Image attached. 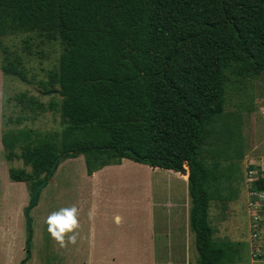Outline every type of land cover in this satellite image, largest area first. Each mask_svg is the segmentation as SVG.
Instances as JSON below:
<instances>
[{"label": "trees", "instance_id": "16d2710c", "mask_svg": "<svg viewBox=\"0 0 264 264\" xmlns=\"http://www.w3.org/2000/svg\"><path fill=\"white\" fill-rule=\"evenodd\" d=\"M5 17L13 29H57L66 45L58 70L41 82L62 98L66 127L36 139L2 136L7 161L20 144L30 167L11 168V180L32 193L79 156L89 175L123 159L181 173L187 167L197 263L235 264L240 246L215 239L210 208L234 200L242 180V157L232 158L240 151L226 118L228 88L230 76L264 75V0H0V27ZM21 64L8 60L1 70L26 81ZM251 186L263 194L264 174ZM31 241L20 264L32 257Z\"/></svg>", "mask_w": 264, "mask_h": 264}, {"label": "rangeland", "instance_id": "374dc122", "mask_svg": "<svg viewBox=\"0 0 264 264\" xmlns=\"http://www.w3.org/2000/svg\"><path fill=\"white\" fill-rule=\"evenodd\" d=\"M4 21L3 26L0 27V43L2 44V48H0V207L5 206V208H0V229L3 228V218L9 217V220L5 219L8 225L7 238L12 240L13 233L17 231L19 239L15 243L14 256L16 260H11V255L8 253L14 250L4 248L3 253L8 256H0V264H20L18 257L22 255L23 259L25 258V252L22 250L25 249L28 237L31 235L32 261L28 263L40 264L41 261H54L53 250L50 248L52 241L49 237V230L37 220L41 214L47 221L49 201H51L50 192L46 193L47 199L44 200L45 191H41L37 206L30 213L32 229L30 234L26 210L32 200L31 192L24 183L12 182L9 178L11 168L25 169L30 172V167H26L20 158V144L16 147L17 157H14L11 162L7 161V153L2 145V136L5 134L8 136L31 134L33 139H36L63 132L67 123L60 110L62 98L56 92L45 91L41 82L47 80L50 71L58 70L61 56L66 51V45L61 40L57 29L50 33L18 30L7 26L6 23L9 21L7 17L4 18ZM4 48L8 49V53H4ZM16 58L22 60L20 67L26 75V81L16 76L7 75L1 70L8 60ZM230 80L226 118L231 120L232 124L229 130L236 139L234 145L240 151L239 155H235L237 154L235 151L232 158L236 161L238 156L242 157L239 162L242 180L239 182L238 194L234 200L211 203L210 223L215 231L216 240H229L239 244V264H264V253L259 258H256L252 253L255 248L252 240V226L255 223L261 225V237L264 243V204H262L264 195L250 192L252 186L251 181H248L250 177L247 170L249 165H254L258 167L257 171L252 170L255 175L257 173L260 176L264 174V75L246 80L230 76ZM29 98H34L37 104H32ZM40 104L45 109H41ZM226 152L229 155L233 153L229 150ZM66 169L72 170L69 167ZM65 173L67 175L65 177L71 178V172L66 171L62 172L61 177ZM55 183H57L56 179ZM160 187L162 193L159 196L161 198L164 195V208L159 209V221L160 223L165 222V227L160 224L158 227L167 229V244L169 247L173 245L178 259L185 260V256L191 248V264H197L198 253L194 237L185 235L183 223L180 220L176 222L178 219L174 215L176 210L174 206H178V203L182 204L184 199L183 184L172 179L164 183L161 181ZM252 193L255 194L252 195ZM256 197L258 201H263H257L256 205ZM22 207L24 214L21 212ZM180 210L182 213L183 208ZM255 218L259 221L254 223ZM179 224L182 226L180 229ZM10 231L12 233H8ZM6 234L3 237L0 236V246L7 241ZM164 239L165 236H159L158 243L163 244ZM7 246L11 247L12 245Z\"/></svg>", "mask_w": 264, "mask_h": 264}, {"label": "crops", "instance_id": "0c3cea01", "mask_svg": "<svg viewBox=\"0 0 264 264\" xmlns=\"http://www.w3.org/2000/svg\"><path fill=\"white\" fill-rule=\"evenodd\" d=\"M64 171L71 172V178L65 177L66 173L61 177ZM188 173V168L181 173L123 159L119 165H109L89 175L84 156L63 161L52 177L54 180L43 189L44 200L50 192L51 201L47 221L41 214L37 220L49 230L54 261L40 264H191V248L185 260L178 259L173 245L167 244V229L158 227V224L165 227V222L159 221V209L164 208V195L159 196L160 184L173 179L183 184L184 197L182 204L174 206L176 222L183 223L185 235L194 237L190 229ZM180 208H183L182 213ZM21 212L25 213L23 207ZM57 218H71V223L68 227L54 224ZM5 219L9 217L3 218L2 237L8 231ZM181 227L179 224V229ZM13 234L12 240L6 234L7 241L0 246V256H8L4 255V248L14 250L8 253L15 261L19 234L17 231ZM159 236H165L163 244L158 243ZM18 260H23L22 255ZM235 264H239V259Z\"/></svg>", "mask_w": 264, "mask_h": 264}, {"label": "built area", "instance_id": "2783aa9c", "mask_svg": "<svg viewBox=\"0 0 264 264\" xmlns=\"http://www.w3.org/2000/svg\"><path fill=\"white\" fill-rule=\"evenodd\" d=\"M248 176L250 177V179H248V181H251L250 183H252L255 178H256V175L253 171H250L248 173ZM256 193V192H255ZM255 193H252V195H254ZM257 194H261V193H257ZM264 195V193H263ZM261 198V196H259ZM256 205H257V201H258V198L256 197ZM263 200H260L258 202H261ZM259 220L255 218L254 220V223L255 222H258ZM253 230H252V240L254 242V249L252 251L253 255L256 257V258H259L262 256V253H264V243H263V238L261 237L262 234H261V225H258L257 223H255L253 226H252Z\"/></svg>", "mask_w": 264, "mask_h": 264}, {"label": "water", "instance_id": "95a60500", "mask_svg": "<svg viewBox=\"0 0 264 264\" xmlns=\"http://www.w3.org/2000/svg\"><path fill=\"white\" fill-rule=\"evenodd\" d=\"M127 152L132 153L133 151L131 149H128ZM60 158H58L52 165L50 172H53L59 163ZM47 185V181L42 182L41 184L38 185V187L31 193V203L29 208L26 210V218L28 220V230L31 229V219H30V212L31 210L34 208L35 204L37 203L38 199H39V195L41 193V191L45 188V186Z\"/></svg>", "mask_w": 264, "mask_h": 264}, {"label": "clouds", "instance_id": "9594fccd", "mask_svg": "<svg viewBox=\"0 0 264 264\" xmlns=\"http://www.w3.org/2000/svg\"><path fill=\"white\" fill-rule=\"evenodd\" d=\"M53 223L57 224V225L64 226V227H68V225L71 223V218H69V220H64V219L57 218V219H55L53 221ZM70 239H72V238L70 237Z\"/></svg>", "mask_w": 264, "mask_h": 264}]
</instances>
